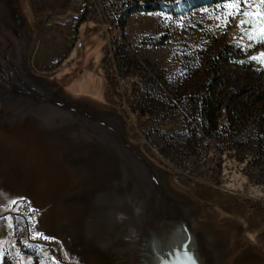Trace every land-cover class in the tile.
<instances>
[{
	"label": "rangeland",
	"instance_id": "1",
	"mask_svg": "<svg viewBox=\"0 0 264 264\" xmlns=\"http://www.w3.org/2000/svg\"><path fill=\"white\" fill-rule=\"evenodd\" d=\"M7 1L27 23L32 73L70 99L121 114L131 139L201 206L199 221L230 241L226 264H264V58L253 59L264 53V19L242 14L264 5ZM147 3L160 8L135 9ZM224 101L221 120L207 118ZM35 134L26 123L0 128V264H63L46 243L64 249L56 210L72 174Z\"/></svg>",
	"mask_w": 264,
	"mask_h": 264
},
{
	"label": "water",
	"instance_id": "2",
	"mask_svg": "<svg viewBox=\"0 0 264 264\" xmlns=\"http://www.w3.org/2000/svg\"><path fill=\"white\" fill-rule=\"evenodd\" d=\"M13 7L0 0V128L32 125L72 174L56 210L61 233L53 235L64 249L46 243L58 261L226 264L230 241L199 221L201 206L131 139L121 114L70 99L32 73L27 23Z\"/></svg>",
	"mask_w": 264,
	"mask_h": 264
},
{
	"label": "trees",
	"instance_id": "3",
	"mask_svg": "<svg viewBox=\"0 0 264 264\" xmlns=\"http://www.w3.org/2000/svg\"><path fill=\"white\" fill-rule=\"evenodd\" d=\"M160 8V5H153L152 3H147L145 6L143 7H136L135 9L137 10H145V11H154V10H158ZM134 9V10H135ZM227 54H225L224 52L220 53L219 55V60H218V78L221 76V69L223 67V64L225 61H228L227 59ZM254 72H258V71H255ZM264 74V71L262 72ZM263 81V80H262ZM249 84H256V83H260L261 82V79H257V78H253V76H250L248 81H247ZM262 87V86H260ZM264 88V87H263ZM214 114L213 115L212 113L209 112L207 118L209 119H215L217 121L221 120L224 112H228L230 110V105H229V101H224L223 103H221L220 105H218V109L217 108H214ZM220 110V114L219 116L216 115V112Z\"/></svg>",
	"mask_w": 264,
	"mask_h": 264
},
{
	"label": "snow or ice",
	"instance_id": "4",
	"mask_svg": "<svg viewBox=\"0 0 264 264\" xmlns=\"http://www.w3.org/2000/svg\"><path fill=\"white\" fill-rule=\"evenodd\" d=\"M240 2H241V0H237V3H236V4H230L229 7H230V8H237ZM259 4H260V5H264V0H259ZM242 14H243L245 17H250V16H252V15L255 14V15H258L259 18L264 19V12H261V13H252V12L245 11V12H243ZM245 22H250V21H243V20H242V21H241V24H244ZM260 32H261L262 34H264V28H261V29H260ZM260 58H264V53H262L260 57H253V59H260Z\"/></svg>",
	"mask_w": 264,
	"mask_h": 264
}]
</instances>
